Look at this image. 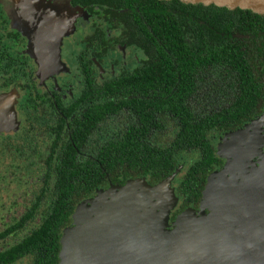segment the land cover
I'll list each match as a JSON object with an SVG mask.
<instances>
[{
    "label": "trees",
    "instance_id": "obj_1",
    "mask_svg": "<svg viewBox=\"0 0 264 264\" xmlns=\"http://www.w3.org/2000/svg\"><path fill=\"white\" fill-rule=\"evenodd\" d=\"M70 3L85 14L89 12L93 22L99 17L112 24V29L119 23L130 28L131 32L122 37L123 42L141 49L148 59L132 73L104 81V86L95 85L92 76L85 77L81 97L88 99L93 93L102 92L111 98L85 103L81 114L69 122V139L60 140L61 133L54 132L59 130L37 117L33 121L47 129L46 135L26 136L23 128L0 135V214L16 211L12 201L21 184L35 188L43 183L38 188L39 194L17 219L0 220V240L16 234L27 224L33 225L19 241L3 245L0 264H17L24 258L30 259L27 264H58L62 232L71 221L75 201L105 180L114 185L119 178L123 181L132 177L139 168L140 174L148 175L152 183L163 180L176 167L175 153H198L178 177L182 197L178 209L188 208L191 200L197 202L215 161L206 133L217 120L212 114L200 116L186 105L195 74L216 70L226 82L222 88L232 90L229 106L218 113L220 120H232V127L251 118L258 99L264 96V15L179 0H70ZM255 61L262 65L261 70ZM80 65L86 67L84 62ZM2 67L8 70L9 62ZM258 75L263 76L261 81ZM11 79L4 74L5 85ZM30 81L31 76L27 83ZM151 107L167 113L176 123L171 144L162 149L148 148L144 129L149 127ZM121 108L128 109L137 119L128 126L122 139L98 148L99 154L107 149L102 159L77 158L76 149L82 146L90 129ZM227 126L231 125L224 122L219 127ZM43 146L44 153L49 152L46 158L41 155ZM57 146L61 153L55 155ZM122 165L132 171L121 172Z\"/></svg>",
    "mask_w": 264,
    "mask_h": 264
},
{
    "label": "flooded vegetation",
    "instance_id": "obj_2",
    "mask_svg": "<svg viewBox=\"0 0 264 264\" xmlns=\"http://www.w3.org/2000/svg\"><path fill=\"white\" fill-rule=\"evenodd\" d=\"M26 4L29 6L31 16L30 32L28 35L21 28L12 26V23L9 22L7 15L4 13V9L0 5V64L4 65V63L9 62V69L6 71L0 65V95L14 94L12 108L15 113L14 115L10 113L7 124L3 125V127L0 126V135L15 133L23 128L26 129L24 130L26 131V136L31 133L39 136V134L45 133L47 129L33 121L34 117H37L38 120L44 119L50 127L54 126V128H57L59 131L54 132L61 133L60 140H64L67 137L69 139V122L76 115L81 114L85 103L88 102V105H90L92 104V99H96L97 102H103L104 100H101V97H107V100L111 98L108 93L102 92H95L88 99L81 97L83 88H85V77L92 76L95 85L104 86V81L114 79L119 75L132 73L133 70L144 65L148 58L141 49L123 42L122 37L124 34L131 32L130 28L119 23L115 26L116 28L112 29L114 27L112 24L101 21L99 17L93 22V17L89 12L85 14L83 9L73 7L70 0H26ZM41 21L49 22L51 33L60 31L61 25L63 26V33L57 45V54L61 62V67L58 72L49 71L44 77H41L38 62L39 57L35 52L33 44L37 26ZM129 50H141L145 58L137 59L134 63L128 60ZM83 62L86 64V67L80 65ZM255 62L257 63V69L261 70L262 65L258 61ZM4 74L10 79L11 76L15 77L5 85V80L3 81ZM29 76H31L32 81L28 82V84L27 78ZM258 77L260 81L263 78L262 75H258ZM15 80L17 83H13ZM18 81L20 82L18 83ZM193 83L190 89L191 94L189 97H186V105L200 116L212 114L216 116L215 118L217 120L214 123V127L208 129L206 133V138L213 150L215 161L211 164L212 168L206 175L203 185L204 189L208 175L221 171L227 165L229 160L226 157L228 155H230L229 158L234 163H237L238 166H245L246 162H248L244 156L238 154V150L242 146L246 148L249 145V140L244 134L238 132L243 129L246 130L248 125H252L258 120L264 123V96L258 99L255 107L256 110L251 118L242 121L240 124H235L232 127V120H220V114L218 115L224 107L229 106V101L232 98V90L222 88V85L226 87V82L219 77L218 71L213 69L201 71L195 74ZM95 89L97 91L99 90L98 88ZM262 91L264 93L263 88ZM8 104L9 101L7 100L2 103L0 116L4 110H10ZM150 110L152 114L148 123L149 127L148 129H144L146 130L145 134L148 148L154 150L156 148L162 149L164 146L171 144L174 138L173 135L177 129L176 123L167 113L156 112L155 107H151ZM136 120L135 115L126 108H121L116 113L107 115L106 118L98 121L90 129L82 146L76 149V157L80 159L104 158V153L107 149H103L104 152H100L99 154L98 148L108 145L109 141L117 138L122 139L121 136L129 128L128 126L135 124ZM62 122L63 127H61ZM224 122L229 123L231 126L220 129L219 126ZM36 135L34 136L37 137ZM233 136L235 137L232 139ZM242 138L247 139L248 143L242 145ZM213 140H216V145H213ZM58 144L60 145V142ZM59 147H56L55 155L61 153L58 151ZM219 147L222 149L219 150ZM45 148V146L42 147L41 155L46 158L49 152L44 153ZM187 154H189V157L187 161H184V155ZM232 154H235V156ZM197 156L198 153L195 151L192 153L184 152L180 155L175 153L174 157L177 162L172 172L177 175L180 173L184 174L188 168V164L195 161ZM123 165L121 166V172L124 170L127 171V169L129 172L132 171L128 166L126 169ZM241 169H244L242 171V174H244L251 167ZM139 171H141L140 168L137 169L136 174L132 177H128L123 181L119 178L118 182L113 184L123 185L128 180L138 178L144 179L150 185L162 181L152 183L148 175L140 174ZM172 180L171 185L174 187L175 195L178 197V205H181L182 197L178 191L180 188L179 181L177 179L176 182L172 183ZM110 185V182L105 180L93 192L75 201V209L79 203L94 197L98 191L108 189ZM30 186L27 183L21 184L20 188L14 192L16 193L15 196L17 199L20 198L18 197L20 195H26L23 196L25 199L23 201L24 209L22 212L16 214L18 203L14 198L12 205L15 206L16 211H5V213H1L0 220L9 222L13 218L17 219L31 205V201L35 199V196L39 194L38 188L43 186V183L35 186V188H31ZM200 200L201 198L197 202L191 200L188 206L198 210ZM178 208L179 206L172 211L170 221H174L175 217L182 211H179ZM38 217L41 220V216L38 215ZM71 224L72 218L64 228ZM32 227L33 225L27 224L16 234L9 235L6 239H1L0 250L3 249V245L10 242L9 238L20 236L11 242L19 241ZM24 230L25 232L22 233ZM6 240L8 242H4Z\"/></svg>",
    "mask_w": 264,
    "mask_h": 264
},
{
    "label": "water",
    "instance_id": "obj_3",
    "mask_svg": "<svg viewBox=\"0 0 264 264\" xmlns=\"http://www.w3.org/2000/svg\"><path fill=\"white\" fill-rule=\"evenodd\" d=\"M179 1L264 15V0ZM62 30L51 33L48 21L37 26L33 44L41 77L61 67ZM5 100L10 110L0 116L2 127L15 114L14 94L0 95V111ZM235 166L232 160L211 173L198 210L188 207L174 221V173L154 185L138 178L98 191L77 205L63 230L58 264H264V167L250 176Z\"/></svg>",
    "mask_w": 264,
    "mask_h": 264
},
{
    "label": "rangeland",
    "instance_id": "obj_4",
    "mask_svg": "<svg viewBox=\"0 0 264 264\" xmlns=\"http://www.w3.org/2000/svg\"><path fill=\"white\" fill-rule=\"evenodd\" d=\"M0 5L4 9V13L7 15L9 22L12 23V26L16 27V28H21V30L25 34L28 35L30 32L29 28L31 25V20H30L31 16L29 13V6L26 4V0H0ZM142 58H145V56L141 50H129L128 60L135 63L137 61V59H142ZM131 65H129V66H131ZM260 132H262V133H260ZM238 133L244 134L249 140V145H250V146L248 145L249 147L247 146L246 148H243V146H242L238 150L239 151L238 154L244 156V158L247 159V161H248V162H246L244 168L247 169V168L251 167L250 170H247V173L250 172L249 174H250V176H252L253 173H257L260 171L263 172V167H264V123L262 121L258 120L254 124L248 125L246 130L245 129L240 130ZM235 136H233L232 139ZM248 140L245 138H242L243 142H241V144L244 145V144L248 143ZM213 145H216V140H213ZM220 149H222V148L219 147V150ZM184 157L185 158L183 160L187 161L189 154L184 155ZM229 157H230V155H228V157H226V159L231 161L232 159H230ZM234 169H235V171L239 170L238 166H235ZM182 175H183L182 173H180L178 175L174 173L173 180L171 179L172 183L176 182L178 177L180 178ZM247 175L248 174H246V176ZM250 176H249V178H250ZM169 186L172 187L171 182L169 183ZM173 190H174V187H173ZM21 193H23V192L21 191ZM23 196H26V195H23ZM23 196H21V195L18 196V197H20L18 199L15 197V201L18 203L16 214L21 213L22 210L24 209V206H23L24 202L23 201L25 198H23ZM178 206L179 205L177 203V205L175 206L174 209H176ZM23 232H25V230L22 231V233ZM19 237L20 236H17L15 238H9V241L11 242L12 240L17 239ZM4 242H8V240H6ZM29 261H30L29 258H25L24 260H21L17 264H27Z\"/></svg>",
    "mask_w": 264,
    "mask_h": 264
}]
</instances>
